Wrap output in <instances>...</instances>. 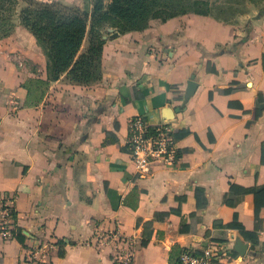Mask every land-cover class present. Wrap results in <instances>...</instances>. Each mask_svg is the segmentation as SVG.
Returning <instances> with one entry per match:
<instances>
[{"label":"crops","instance_id":"crops-1","mask_svg":"<svg viewBox=\"0 0 264 264\" xmlns=\"http://www.w3.org/2000/svg\"><path fill=\"white\" fill-rule=\"evenodd\" d=\"M208 1L216 13L111 33L98 82L61 75L33 106L20 84L46 77L45 56L21 24L0 40V192L15 194L25 235L1 240L0 264H26V249L45 239L64 243L46 264H113V246L94 232L115 229L134 237L133 264H169L174 245L213 244L232 251L218 264H264V205L256 219L243 191L264 184V107L254 116L257 95L264 104V0ZM135 115L170 123L174 136L188 130L175 136L174 165L139 176L126 146Z\"/></svg>","mask_w":264,"mask_h":264},{"label":"trees","instance_id":"trees-1","mask_svg":"<svg viewBox=\"0 0 264 264\" xmlns=\"http://www.w3.org/2000/svg\"><path fill=\"white\" fill-rule=\"evenodd\" d=\"M212 11L208 0H112L108 7L98 0L90 11L59 0H0V37H5L12 31L13 20L17 19L33 35L45 56L46 77L30 76L20 84L26 90L24 105L33 106L42 100L49 82L59 79L61 75L75 84L98 82L102 76V47L106 36L111 33L142 30L151 19L165 21L188 12L207 15ZM221 12L230 13L219 10L218 14ZM263 107L262 98L257 95L254 116H258ZM187 132L188 130L179 129L175 136L179 137ZM263 154L264 146L262 160ZM243 191L253 193L254 214L259 219V208L264 205V184H256ZM3 193L13 195L15 200V194ZM201 195V189L197 188L198 200L204 199ZM9 213L14 220V238L23 244L25 235L22 228L15 224V204L9 207ZM227 225L240 227L236 219ZM57 244L61 255L63 240H57ZM142 244L145 245L146 241H142ZM190 248L172 246L168 263L178 264L181 251Z\"/></svg>","mask_w":264,"mask_h":264},{"label":"built area","instance_id":"built-area-1","mask_svg":"<svg viewBox=\"0 0 264 264\" xmlns=\"http://www.w3.org/2000/svg\"><path fill=\"white\" fill-rule=\"evenodd\" d=\"M126 146L139 176L149 173L156 164L174 165L179 159V149L170 123L163 121L151 124L141 115H135L128 120ZM13 204V195L0 192V242L4 238L14 237V220L9 213V207ZM94 238L97 244L113 246V264H133L134 237L125 236L115 229L96 230ZM56 247L57 242L50 239L41 240L37 245L26 249L21 263L46 264L45 257ZM222 258L232 259L231 249L225 245L213 244L200 249L181 251L178 264H218Z\"/></svg>","mask_w":264,"mask_h":264},{"label":"rangeland","instance_id":"rangeland-1","mask_svg":"<svg viewBox=\"0 0 264 264\" xmlns=\"http://www.w3.org/2000/svg\"><path fill=\"white\" fill-rule=\"evenodd\" d=\"M59 1H61V2H63V3H66V4H70V5H78V6H80L81 8L88 9V10L90 11L91 8H92V5H93L96 1H98V0H59ZM100 1H102L103 5H104L105 7H108V5L112 2V0H100ZM218 1H219V0H218ZM220 1H226V0H220ZM213 12L216 13V11H213ZM226 15H227V14H226ZM13 23H14V26H13V28H12V31H11L7 36H5V37H8V36H10L11 34H13V33L15 32V30H16V27L19 25V22H18L17 19H14V20H13ZM21 33H22L23 35H26V36H27V34H26L25 31H22ZM3 38H4V37H0V40L3 39ZM84 45H85V42H84ZM21 59H22V58L16 56V59H15L16 62H15V63H16L17 65L23 66V65H24V62H25L26 66H29L31 69H34V66L31 65V63H30L29 60H24V59L21 60Z\"/></svg>","mask_w":264,"mask_h":264},{"label":"water","instance_id":"water-1","mask_svg":"<svg viewBox=\"0 0 264 264\" xmlns=\"http://www.w3.org/2000/svg\"><path fill=\"white\" fill-rule=\"evenodd\" d=\"M195 87H196V83L193 80V77L191 76L190 79L187 81L185 98H187L193 93ZM235 247L238 249L240 253H243V250L246 246L243 243H241L240 240H238Z\"/></svg>","mask_w":264,"mask_h":264}]
</instances>
